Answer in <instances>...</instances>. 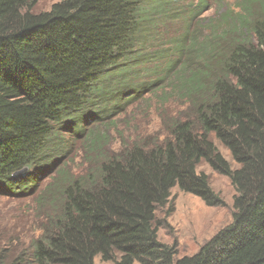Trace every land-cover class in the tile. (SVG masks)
<instances>
[{
	"label": "trees",
	"instance_id": "1",
	"mask_svg": "<svg viewBox=\"0 0 264 264\" xmlns=\"http://www.w3.org/2000/svg\"><path fill=\"white\" fill-rule=\"evenodd\" d=\"M39 1L0 0V195L40 232L0 264H264V0L215 24L208 0ZM164 89L183 114L113 148L116 117ZM72 148L82 165L62 164ZM203 163L235 189L232 223L177 258L157 213L175 188L223 206Z\"/></svg>",
	"mask_w": 264,
	"mask_h": 264
},
{
	"label": "rangeland",
	"instance_id": "2",
	"mask_svg": "<svg viewBox=\"0 0 264 264\" xmlns=\"http://www.w3.org/2000/svg\"><path fill=\"white\" fill-rule=\"evenodd\" d=\"M60 1L62 0H40L31 11L34 13L49 11ZM208 4L206 11L198 19L206 20L205 23L208 24H215L227 11L237 13L243 0H217L216 3L214 0H208ZM157 28H161L159 22ZM179 29L181 28H176ZM158 32L163 36L162 29H158ZM172 92L167 89L154 90V92L142 91L141 99L135 104L136 106L127 113L117 116L116 122L111 123L117 126L121 135L112 132L113 148H118L120 142H124V138L127 141L141 136L153 138L161 136L165 120L177 118L184 112L183 108L179 111L173 109V98L169 99ZM64 134L65 136L60 133L68 144L69 141H72V144L77 143L73 141L72 136L69 137L73 135L72 131L64 130ZM215 143L226 160L236 167L229 152L219 142ZM73 149L71 154L67 153L61 158L62 164L65 162L66 165L75 167L84 163V153ZM198 170L209 176L211 186L220 195L223 206L208 207L191 194L183 193L177 188L172 190L169 205L157 213V220L162 225L158 231V238L166 245L176 246L177 258L195 255L218 232L232 223L233 199L236 192L231 181L228 177L213 171L205 163L201 164ZM170 209L172 211H169ZM168 212H171L169 216ZM39 234L35 205L27 199L17 200L8 195H0V251L5 250L10 255L18 254L26 250ZM94 264L114 263L103 262L97 257Z\"/></svg>",
	"mask_w": 264,
	"mask_h": 264
},
{
	"label": "water",
	"instance_id": "3",
	"mask_svg": "<svg viewBox=\"0 0 264 264\" xmlns=\"http://www.w3.org/2000/svg\"><path fill=\"white\" fill-rule=\"evenodd\" d=\"M24 174H25V170L22 173H19L18 175L21 176V175H24Z\"/></svg>",
	"mask_w": 264,
	"mask_h": 264
}]
</instances>
